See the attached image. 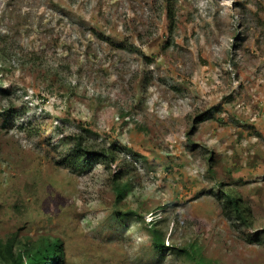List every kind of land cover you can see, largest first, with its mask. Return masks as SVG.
<instances>
[{
  "label": "rangeland",
  "instance_id": "1",
  "mask_svg": "<svg viewBox=\"0 0 264 264\" xmlns=\"http://www.w3.org/2000/svg\"><path fill=\"white\" fill-rule=\"evenodd\" d=\"M67 135L113 160L68 164ZM47 238L61 264H264V0H0V241Z\"/></svg>",
  "mask_w": 264,
  "mask_h": 264
},
{
  "label": "trees",
  "instance_id": "2",
  "mask_svg": "<svg viewBox=\"0 0 264 264\" xmlns=\"http://www.w3.org/2000/svg\"><path fill=\"white\" fill-rule=\"evenodd\" d=\"M11 110L12 108H6L2 113H9ZM68 136L69 135H67V139L69 138L70 140V146L67 148L64 156V160L68 164H71L76 168L87 169L96 163H107L113 160V155L109 147L90 146L85 142L81 135L73 138L72 141ZM119 173L120 175L115 174V179H117L118 183L116 187L118 200L122 199L131 187L128 180H122L124 172L119 171ZM223 191L224 190H222V192ZM221 199L227 213H235L239 219L246 220L243 216V210L240 207L239 199L235 195L224 191L223 196L221 195ZM150 231L152 234L153 247L158 252H164V250L171 248L165 244V234L163 233L162 228L152 226ZM177 250V252L184 254L187 258H193L195 264H216L206 260L203 256L198 255L199 251L197 248L193 247L190 250ZM63 260V243L59 238H47L44 242L31 245L25 244L16 247H14L10 241H0V261L2 264H61Z\"/></svg>",
  "mask_w": 264,
  "mask_h": 264
}]
</instances>
